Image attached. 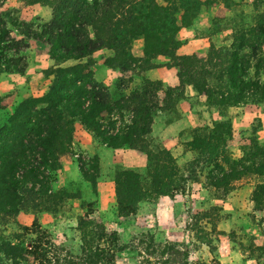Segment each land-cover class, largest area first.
<instances>
[{"label": "trees", "instance_id": "obj_1", "mask_svg": "<svg viewBox=\"0 0 264 264\" xmlns=\"http://www.w3.org/2000/svg\"><path fill=\"white\" fill-rule=\"evenodd\" d=\"M162 2L159 5L156 0H41L40 4L51 11L49 22L39 31L28 26L29 32L22 30L20 38H13L10 32L16 25L27 27V23L10 18L6 27L0 20V74H23L25 65L18 63L27 47L25 41L45 44L51 61L41 71L45 79L51 77L46 91L40 96L24 98L0 124V217L17 216L26 203L39 207L42 199H45L44 211L49 210L47 200L56 195L51 191L50 174L59 169V160L68 154L74 123L109 149L124 147L144 156L141 168L115 166V170H121L114 177L115 203L133 212L141 200L152 198L153 201L155 197L170 195L175 188L173 182L185 179L169 152L150 135L152 119L165 107V99L172 95L181 99L183 87L190 86L197 94L218 100L217 105L207 104V107L215 109L221 117V111L229 107L264 102V82L252 80L243 88L247 70L252 67L254 74L264 76V65L250 66L238 55L249 39L250 44L255 40L264 43V0L252 2L250 23L234 35L232 46L235 47L230 48L227 60L221 56L214 58L210 53L204 58L179 56L176 50L180 43L176 36L179 29L190 26L200 7L221 4L230 8L236 5L233 0ZM137 41L141 44L140 55L132 51ZM99 51L108 52L103 66L120 75L127 74L125 81L106 87L94 79L91 56ZM155 58H168L162 66L175 70L179 82L176 88L163 89L160 82L147 78V71L159 66L153 62ZM159 93H162L160 103ZM1 102L0 96V105ZM253 122L255 125H249L248 152L237 160L225 154V142L231 140L227 121H214L209 128H195L184 145L192 154L191 160L184 164L190 170L189 176H195L206 166L217 170L220 176L212 181L210 178L209 185L215 191L221 190L222 197L233 190V182L243 177H264V144L256 139L261 123L259 118ZM151 142L155 145L152 149ZM90 163L96 169V155ZM79 174L85 181L93 182L96 178L82 168ZM256 191L264 194V183L258 184ZM63 196L59 198H72ZM257 199L253 202L257 203ZM205 215L200 214V218L206 219ZM25 231L35 237L32 244L26 249L22 242H0V264H30L27 256L45 255L46 247L40 248L42 253H39L42 234L38 230ZM111 243L116 246L115 239ZM168 247L169 255L181 254L176 247ZM112 249L122 250L117 246ZM80 250L84 251V246ZM94 250L96 257L98 252H103L97 247ZM106 255L111 258L114 253Z\"/></svg>", "mask_w": 264, "mask_h": 264}, {"label": "rangeland", "instance_id": "obj_2", "mask_svg": "<svg viewBox=\"0 0 264 264\" xmlns=\"http://www.w3.org/2000/svg\"><path fill=\"white\" fill-rule=\"evenodd\" d=\"M29 1L32 3H27ZM40 1L0 0V20L6 27H9L7 20L10 18H17L18 22L28 24L21 28L14 26L10 36L20 38L19 32H29L28 26L39 31L49 22L51 11L47 6L41 5ZM252 2L260 0H233L236 5L230 8H224L221 4L200 7L189 27L197 24V34L194 31L193 39L205 40L206 47L186 56L204 58L206 53H210L214 58L221 56L227 60L230 48L235 47L232 46L235 42L234 35L239 29H244V24L250 23ZM156 3L163 4L162 0H156ZM176 37L180 45L191 40L188 35L184 40ZM250 42L249 39L247 46L238 50L239 57L250 66L264 65V43L258 44L256 40L252 44ZM25 43L27 47L23 49L18 63L23 62L25 65L23 74H0V124L24 98L40 96L41 78H44L41 71L51 65L45 44L32 40ZM189 46H193L190 47L192 50L196 48L193 44ZM140 47L139 41L132 45L134 55H140ZM107 56L106 51L93 54L91 70L98 82L111 87L115 82L125 81L128 75H120L114 71L111 75L102 70L99 64L102 65ZM167 59L155 58L153 62L162 65ZM261 74H254L250 67L246 72L243 88L246 89V83L252 80L264 82ZM133 80L139 81L137 78ZM160 85L163 89L168 87L163 82ZM158 95L160 103L162 93ZM193 97H189L188 93L183 95L185 106L179 105L180 99L174 95L165 99V107L155 114L159 123L156 120V124L150 127L153 133L158 132L157 136L150 134L151 138L169 152L185 178L173 182L175 190L170 195L155 197L153 201H150L152 198L143 199L136 204L133 212L123 204H116L114 177L121 170H115V166L121 169L129 165L138 166L141 160L136 153L142 154L136 151L131 153L129 151L133 150L124 147L109 149L74 123L68 154L59 160V169L50 174L51 191L56 195L47 200L49 210L44 211L45 199H42L39 207L31 204L32 202L26 203L17 216L0 217V242H22L23 247L28 249L35 237L26 234L28 231L25 230H38L42 234L41 243H44L39 244V249H48H43L46 251L43 257L27 256L30 264H264V194L256 191L257 185L264 183V177H243L233 182V190L222 197L221 190L215 191L209 185L210 178L212 181L220 176L217 170H210L211 167L206 166L195 173V176H189L190 170H186L184 164L191 160L192 154L189 155V160L185 158L184 161V157L179 154L189 152L184 145L191 139L195 128H209L214 121H227L231 128V140L225 142V154L233 160L245 156L248 152V140L251 138L249 125H255V122L252 123L254 118H259L261 123L256 134L257 142L264 144V102L229 107L221 111V117L215 109L207 107V104L217 105L218 100L214 97L208 99L196 92ZM176 118L180 120L179 125L172 127L168 135L176 141L168 143L169 138L162 140L161 134L167 128V122L172 124ZM164 141L167 142V147L162 145ZM154 146L151 142L150 149ZM95 155L96 169L90 165ZM112 162L124 166L111 164ZM79 168L86 170L91 176L95 174L93 182L85 181L79 174ZM100 168L104 170L101 175ZM105 183L110 186L112 202L106 200V197L100 205L99 194ZM107 192L104 191L103 194L107 195ZM64 194L71 195L72 198H59ZM216 195L220 196L219 199H214ZM257 197V203H254L253 199ZM202 213H206V219L200 218ZM112 239L116 240V246L122 250L115 252L116 249H112L116 247L111 243ZM80 246H84V251L80 250ZM168 246L176 247L181 254L169 255L171 251ZM96 247L103 249L102 253H97V257L94 253ZM41 249L39 253H42ZM110 250L114 255L108 258L106 254H111Z\"/></svg>", "mask_w": 264, "mask_h": 264}, {"label": "crops", "instance_id": "obj_3", "mask_svg": "<svg viewBox=\"0 0 264 264\" xmlns=\"http://www.w3.org/2000/svg\"><path fill=\"white\" fill-rule=\"evenodd\" d=\"M28 19V18H27ZM197 24H194L193 26H191V27H189V28H181V29H179V31L177 32V36L179 37V39H182V40H184L185 39V37H186V35H188V37H190L191 38V40L190 41H188L185 45H180L179 46V48L176 50V54L177 55H179V56H186V55H188V54H191V53H194L195 51H198V50H200V49H204L205 47H206V43L204 42L205 40H203V39H193V36H194V31H195V33L197 32ZM197 34V33H196ZM195 34V35H196ZM190 44H193L196 48H194L195 50H192L190 47H193V46H189ZM98 53V52H97ZM95 54V53H94ZM157 59H162V58H157ZM159 61V60H158ZM69 64H70V62H69ZM101 67L100 68H102V70H105L106 72H108V73H111V75H113L114 73L112 72V70H110V69H108V68H106V67H104L103 66V64L101 65V64H99ZM43 69V68H42ZM45 70V69H44ZM91 71H93V70H91ZM146 76H147V78L149 79V80H151V81H157V82H163V83H166V85L168 86V87H170V88H176L177 86H178V79L176 78V74H175V71H174V69H172V68H166V67H164V66H162V65H159V66H157L156 68H154V69H150L149 71H147V73H146ZM93 77H94V79L98 82V80L95 78V75H93ZM49 79L50 78H48V79H42L41 78V89H40V91H39V93H40V95L42 94V93H44L45 91H46V89H47V86H48V83H49ZM99 83H101V82H99ZM103 84V83H102ZM192 88L190 87V86H185V87H183V91H184V93H183V95H185L186 93H188V96L189 97H193V95H194V92H192ZM194 98V97H193ZM192 98V99H193ZM191 99V98H190ZM201 99V98H200ZM185 99H183V97L179 100L180 101V103H179V105H181V106H185L186 105V101H184ZM206 109V107H203V109ZM186 109H188V104H187V106H186ZM208 113V112H207ZM160 117V116H159ZM257 117V116H256ZM156 120H157V122L159 123V118H158V116L156 117H153V119H152V123L153 124H151V127H153L154 126V123L156 124ZM176 121H173V122H171L172 124H170L169 123V121L167 122L168 124V126H167V128H165V130L163 131V133L161 134L162 135V140L163 139H165V138H169V140H168V143L170 142V143H174L176 140H175V138L174 137H172V136H170V137H168V135H169V133H170V131H171V129H172V127H174L175 125H179L178 124V122L180 121V120H178V118H176L175 119ZM163 124H164V122H163ZM153 125V126H152ZM162 127V126H161ZM79 128V127H78ZM80 129V128H79ZM182 129V128H181ZM158 133V132H157ZM157 133L155 134V133H153V129H152V131H151V134H152V136H157ZM158 139L160 140V141H162L161 140V138L158 136ZM171 139V140H170ZM162 145L164 146V147H167V142H163L162 143ZM171 145V144H170ZM120 151H125V150H120ZM126 151H128V150H126ZM129 152H133L134 153V151H129ZM179 154L182 156V158H183V161L185 160V158L187 159V160H189V158L191 157H189V155L191 154L190 152H179ZM136 155H138V157H139V159L141 160V162H139V165L137 166V165H129L128 167H126V166H124V165H121V164H119V163H115V162H112L111 164H118V165H120V166H124L125 168H136V167H142L143 166V164H144V158H143V156L142 155H139V154H137L136 153ZM189 157V158H188ZM65 158V157H64ZM63 158V159H64ZM110 164V163H109ZM108 164V165H109ZM110 164V165H111ZM64 166V165H63ZM100 175L102 174V172L104 171L102 168H100ZM65 172H66V170H65ZM82 184H85V183H82ZM101 189H102V192H101V194H99V197H100V200H99V204L100 205H102L103 204V201H104V199L107 197V199L106 200H110V202H112V198H111V195H110V186H109V184H107V183H105L104 184V186L103 187H101ZM107 192V191H109V193L107 194V195H104L103 194V192Z\"/></svg>", "mask_w": 264, "mask_h": 264}]
</instances>
